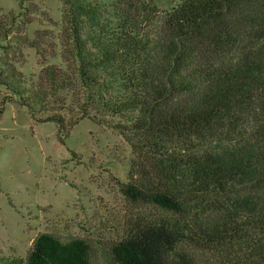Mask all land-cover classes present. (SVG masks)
<instances>
[{"label": "trees", "instance_id": "1", "mask_svg": "<svg viewBox=\"0 0 264 264\" xmlns=\"http://www.w3.org/2000/svg\"><path fill=\"white\" fill-rule=\"evenodd\" d=\"M104 1L62 0L74 60L37 75L4 61L0 85L61 135L90 119L130 146L120 191L135 211L109 264H201L194 250L233 240L242 214L264 224V0H180L164 14ZM91 255L85 239L42 233L4 264Z\"/></svg>", "mask_w": 264, "mask_h": 264}, {"label": "rangeland", "instance_id": "2", "mask_svg": "<svg viewBox=\"0 0 264 264\" xmlns=\"http://www.w3.org/2000/svg\"><path fill=\"white\" fill-rule=\"evenodd\" d=\"M0 0V65L27 75L74 60L62 0ZM114 0H105L112 3ZM161 14L180 0H154ZM0 85V264L26 260L39 234L85 239L93 264H109L110 247L135 211L120 191L129 180L130 146L118 132L84 119L69 132L38 123ZM119 119V118H117ZM63 140V141H62ZM243 228L223 246L194 250L201 264H264V224L242 214Z\"/></svg>", "mask_w": 264, "mask_h": 264}]
</instances>
